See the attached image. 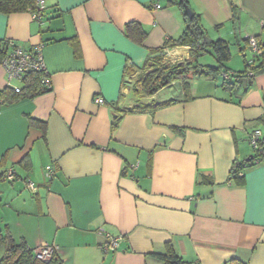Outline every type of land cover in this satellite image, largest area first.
I'll return each instance as SVG.
<instances>
[{
    "label": "crops",
    "instance_id": "0c3cea01",
    "mask_svg": "<svg viewBox=\"0 0 264 264\" xmlns=\"http://www.w3.org/2000/svg\"><path fill=\"white\" fill-rule=\"evenodd\" d=\"M43 1L46 19L0 13V40L39 49L50 86L0 101V229L32 250L54 245L63 264H162L152 254L168 244L197 264H264V160L241 185L227 181L232 163L253 153L251 133H264V0H189L207 37L228 43L232 83L224 69L192 76L188 96L172 83L162 98L165 88L141 98L176 100L152 113L130 110L123 69L183 31L179 10L163 0ZM129 21L147 31L141 44L125 36ZM189 57L176 46L165 60ZM17 85L0 64V91ZM105 233L121 235L116 249L102 250Z\"/></svg>",
    "mask_w": 264,
    "mask_h": 264
},
{
    "label": "trees",
    "instance_id": "16d2710c",
    "mask_svg": "<svg viewBox=\"0 0 264 264\" xmlns=\"http://www.w3.org/2000/svg\"><path fill=\"white\" fill-rule=\"evenodd\" d=\"M163 2L164 6H173L179 10L185 27L177 37H167L161 46L148 49L141 66L135 67L128 61L125 63L123 76L128 79L125 82L128 83L129 78H132L131 76L135 73L137 75L130 89L136 99L134 106L130 110L135 112L152 113L160 107L175 102V99H170L163 103L150 102L148 104L140 101L141 98L151 96L175 82L179 84L184 95L188 96L192 76L215 78L225 68V63L231 58L229 45L226 41L222 39L211 40L207 37L199 14L192 11V16L189 17L185 13V7L190 8L189 0H163ZM36 3L37 0H0V13L8 15L27 11L40 16H36L35 18L37 19H46L44 8L39 10ZM124 34L131 41L141 44L147 35V31L139 22L129 21L124 25ZM7 41L0 40V60L4 56ZM71 43L77 55L79 53L77 42L72 40ZM176 46L189 47V59L174 63L165 60L166 51ZM205 53H209L214 58L215 65H205L199 62L198 58ZM246 66L250 67L248 64ZM241 73L233 74V77L240 78ZM42 74L43 70L27 72L19 81L18 91L14 90L12 86H6L0 91V101L3 104H10L25 98L32 99L47 92L50 90V86L40 82ZM229 79V76L228 78L223 76V82L227 85L232 83ZM116 123L117 118L113 123V127L116 126ZM30 124L44 128V124L37 120L30 119ZM252 150L253 153L249 158L232 163L227 177L229 183L241 185L243 183L244 170L264 160V133L261 132L257 145L254 148L252 147ZM0 248L3 250V254L0 256V264H63L54 251L48 259H39L34 250L30 249L23 240L15 242L5 226L0 229ZM152 256L162 264H197L184 260L170 244L166 246L165 251L153 253ZM229 264L246 263L232 259Z\"/></svg>",
    "mask_w": 264,
    "mask_h": 264
},
{
    "label": "built area",
    "instance_id": "2783aa9c",
    "mask_svg": "<svg viewBox=\"0 0 264 264\" xmlns=\"http://www.w3.org/2000/svg\"><path fill=\"white\" fill-rule=\"evenodd\" d=\"M39 10L44 8V1L43 0H37L36 3ZM160 5H155V8H159ZM34 17L37 16V14H33ZM40 17V16H37ZM247 43L248 48L252 55L254 57L261 54V47L259 46L256 38L252 36L247 37ZM1 66L4 68L7 79L10 80H17L20 81L22 76L25 75L29 71H42L43 74L40 79V82L46 86H49V80L48 77L45 74L44 67H43V61L40 54V50L36 49L35 51L26 50L18 45H16L13 41L8 40L6 44V50L4 53V56L0 60ZM226 78H228V75L224 74ZM14 90L18 91L19 87L12 86ZM97 103H102L103 100L101 98L95 99ZM261 136V131L255 130L251 133L249 138V143L251 147H256L257 141L259 137ZM14 171H8L5 175L6 178L11 179L13 176ZM29 188H33L32 183H28ZM101 232V231H100ZM102 233V232H101ZM106 242L102 246V250L104 252L108 250H114L119 246V242L121 240V235L112 236L108 233H105ZM55 246L51 244H43L34 249V252L36 256L41 260H46L50 257V255L53 253Z\"/></svg>",
    "mask_w": 264,
    "mask_h": 264
},
{
    "label": "rangeland",
    "instance_id": "374dc122",
    "mask_svg": "<svg viewBox=\"0 0 264 264\" xmlns=\"http://www.w3.org/2000/svg\"><path fill=\"white\" fill-rule=\"evenodd\" d=\"M246 58H247L248 60L251 59V53H250L249 51H247V53H246ZM204 60L207 61V62H209V63H212V62H213L211 59H207V58H205ZM204 60L202 59V60H200L199 62H200V63H203V64H209V63L205 62ZM131 77H132V78H129V82H128L127 87H126L127 90H128V93H127L126 95L128 96V99H129V100L134 99L133 94H132V92H131L130 89H131L132 85L134 84V80H135V78L137 77L136 73H135L133 76H131ZM174 85H177V82H175ZM166 93H167V88L161 90V91L159 92L158 96L162 98V96L166 95ZM2 254H3V250H2V248H0V256H1Z\"/></svg>",
    "mask_w": 264,
    "mask_h": 264
},
{
    "label": "water",
    "instance_id": "95a60500",
    "mask_svg": "<svg viewBox=\"0 0 264 264\" xmlns=\"http://www.w3.org/2000/svg\"><path fill=\"white\" fill-rule=\"evenodd\" d=\"M185 13L190 17L192 16V10L189 7H185Z\"/></svg>",
    "mask_w": 264,
    "mask_h": 264
}]
</instances>
